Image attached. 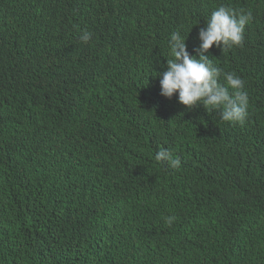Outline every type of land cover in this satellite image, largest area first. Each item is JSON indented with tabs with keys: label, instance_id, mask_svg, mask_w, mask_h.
Masks as SVG:
<instances>
[{
	"label": "trees",
	"instance_id": "1",
	"mask_svg": "<svg viewBox=\"0 0 264 264\" xmlns=\"http://www.w3.org/2000/svg\"><path fill=\"white\" fill-rule=\"evenodd\" d=\"M221 4L253 17L206 53L243 125L160 95ZM0 264H264V0H0Z\"/></svg>",
	"mask_w": 264,
	"mask_h": 264
},
{
	"label": "clouds",
	"instance_id": "2",
	"mask_svg": "<svg viewBox=\"0 0 264 264\" xmlns=\"http://www.w3.org/2000/svg\"><path fill=\"white\" fill-rule=\"evenodd\" d=\"M252 18L251 12H237L226 5H219L205 26L199 29V46L194 49L196 55H190L180 31L172 32L168 41L172 58L167 60L166 69L162 67L163 72L157 77L160 95L167 99L176 95L178 103L188 110L203 105L207 111H219L221 121L243 125L249 106L244 80L233 72H222L206 53L214 45L223 51L242 44L245 26ZM92 36L93 33L84 31L80 36L81 42L88 43ZM221 76L223 84L219 82ZM155 160L166 163L170 169L181 167V160L166 148L156 152ZM175 220V216H169L166 223L171 226Z\"/></svg>",
	"mask_w": 264,
	"mask_h": 264
},
{
	"label": "bare ground",
	"instance_id": "3",
	"mask_svg": "<svg viewBox=\"0 0 264 264\" xmlns=\"http://www.w3.org/2000/svg\"><path fill=\"white\" fill-rule=\"evenodd\" d=\"M117 44V43H116ZM110 45H113V46H115V43L113 42L112 44H110ZM117 48V47H116Z\"/></svg>",
	"mask_w": 264,
	"mask_h": 264
}]
</instances>
